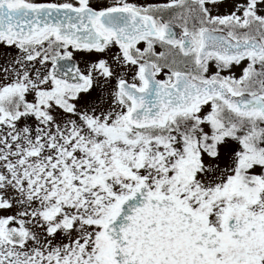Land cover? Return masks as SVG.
<instances>
[{"label":"snow or ice","instance_id":"1","mask_svg":"<svg viewBox=\"0 0 264 264\" xmlns=\"http://www.w3.org/2000/svg\"><path fill=\"white\" fill-rule=\"evenodd\" d=\"M0 264H264V0H0Z\"/></svg>","mask_w":264,"mask_h":264}]
</instances>
